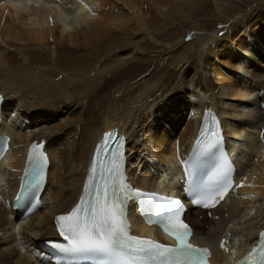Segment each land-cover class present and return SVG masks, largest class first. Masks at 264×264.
Instances as JSON below:
<instances>
[{"label":"bare ground","instance_id":"obj_1","mask_svg":"<svg viewBox=\"0 0 264 264\" xmlns=\"http://www.w3.org/2000/svg\"><path fill=\"white\" fill-rule=\"evenodd\" d=\"M196 1L0 0V94L6 101L0 134L12 139L0 161V264H51L44 244L58 236L54 217L78 200L93 149L106 130L117 127L127 136L135 187L174 195L181 161L206 111L220 117L238 183L214 211L187 215L194 242L213 249L212 264H233L250 250L264 227V11L224 32L193 31L196 57L180 67L184 81L179 78L173 87L174 81L155 82L156 70L149 74L150 67L129 64L137 60L132 35L153 33L151 21L175 13L190 18ZM215 5L222 9L223 1ZM218 42L228 46L224 62L216 59L224 50ZM179 53L165 51L161 64L178 60ZM97 54L104 61L101 70L121 68L103 84L100 75L82 73L89 62L99 63L92 60ZM164 98L179 107L178 115L169 117L173 108L167 111ZM34 120L42 124L31 131L28 121ZM33 141L46 142L51 168L43 209L20 222L11 205ZM139 150L145 155H136ZM133 217L138 236L163 240L136 213Z\"/></svg>","mask_w":264,"mask_h":264},{"label":"snow or ice","instance_id":"obj_2","mask_svg":"<svg viewBox=\"0 0 264 264\" xmlns=\"http://www.w3.org/2000/svg\"><path fill=\"white\" fill-rule=\"evenodd\" d=\"M112 135L108 133L105 142L98 146L92 164L95 174L99 163L102 183L96 186L95 196L90 203L82 198L69 214L56 218L59 234L67 244H56L55 247L73 254H97L116 264H204L208 249L195 247L189 242L190 226L179 218L178 213L171 215L164 224L165 231L176 240L175 246L127 234L121 216L123 184L119 183L123 143L120 141L118 145L110 147L107 141ZM206 136L202 130L197 141L198 147L205 143ZM216 143L218 141H208L205 150L214 148ZM102 152L111 155L107 165L103 160L97 159ZM46 163L47 157L34 145L29 154L20 194L16 198L18 204L34 198L40 190L45 180ZM247 260L253 261V264H264V242L248 254Z\"/></svg>","mask_w":264,"mask_h":264},{"label":"rangeland","instance_id":"obj_3","mask_svg":"<svg viewBox=\"0 0 264 264\" xmlns=\"http://www.w3.org/2000/svg\"><path fill=\"white\" fill-rule=\"evenodd\" d=\"M222 1H223V8L219 9L215 5V0H197L190 7L191 9V12L189 13L190 18L188 17L186 18V16L184 15H180V14L178 15V13H175L176 16H172L171 18H166V19L159 18L157 19V21L156 20L151 21L153 22V24L149 31L152 30L153 33L151 34L142 33V35H139V34L132 35L131 39H133L132 41L133 45L136 46L135 43H138V46L132 49V53L135 54V57L137 60L129 64L132 67L138 66L139 64L146 65L147 67H150L148 71L149 74L151 71L153 72L154 70H156L154 78L152 77L155 82L161 81L163 83L168 82L169 84V83H173L174 81V84H172V87H173L176 85L178 81H181L179 80V78L180 79L183 78L182 80L184 81V76H182L183 73H181L179 69L185 63L188 65L189 63L194 62V58L196 57L195 54L197 53L198 47H199L198 41H195L193 37H191V33L193 31L203 30V31L214 33L216 31L221 30L222 32H224L230 26L233 27L236 22H239V20L244 19L245 17L249 18V20L250 19L254 20L255 17H257L259 14H261L264 11V0H222ZM150 35L155 36L154 39H152ZM218 43H219L218 48L224 49V50L222 51L220 50L218 52L217 54L218 57H216V59H220L221 61L224 62V59L228 53V49H227L228 46L222 48L221 44L223 43H220V42ZM170 48L181 50V53H179L177 56L179 61L176 59L174 62L171 61V63L168 62L165 64H161L162 57L165 56V51H168ZM97 56L98 58L94 57L92 60L94 61L95 59H97L99 63L89 62L87 64V67L85 66L86 68L85 67L83 68L82 73H87V76H90V77H93L94 75H100L102 77L101 84H103L107 82V80L112 78V75L116 74L121 68L120 69L110 68L109 72L103 71L104 69L101 70L100 66L103 64L104 61L102 60L101 54H97ZM203 59L204 61L209 60L206 53H203ZM212 61L213 59H211L210 62ZM187 65H185L184 67L187 68ZM126 66H128V64ZM124 68H127V67H124ZM190 70L193 71V68ZM174 71L177 72L176 76L175 74H173ZM138 90L140 92L143 90V88H139ZM139 92L137 91V93ZM160 95L161 94L158 93L156 97H159ZM168 98H164L165 101L168 102L166 109L167 111H171V109L173 108L172 109L173 114H170L169 117L171 116L175 117L176 115L179 114V107L172 106L171 100H169ZM151 99L152 98H150V102H151ZM155 109H157V106L153 109L147 110L146 115L151 116ZM256 117H260V115L257 114ZM42 119H39V120H42ZM34 121H33V124H31L28 121L31 131L32 129L33 131L37 130L38 126L42 122L40 121V123H37L36 120ZM139 146H142V143H139ZM136 155L143 156L145 155V153L143 152L141 153V151L139 150L136 153ZM134 158H135L134 159V162H135L136 157ZM140 162L141 161L139 160L138 164ZM142 164L143 163H141V166ZM149 165H153V164H149ZM141 168L142 167H140V169ZM198 221H203L202 215L198 217ZM207 229L208 228H206L205 230ZM42 239L45 240L47 239V237H42Z\"/></svg>","mask_w":264,"mask_h":264}]
</instances>
